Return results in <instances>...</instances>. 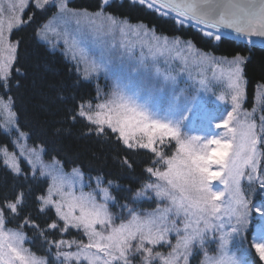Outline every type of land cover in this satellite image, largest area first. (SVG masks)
<instances>
[{"label":"snow or ice","instance_id":"obj_1","mask_svg":"<svg viewBox=\"0 0 264 264\" xmlns=\"http://www.w3.org/2000/svg\"><path fill=\"white\" fill-rule=\"evenodd\" d=\"M114 2L99 0L90 11L73 7L74 0H9L6 16L0 0V88L10 90L19 60L22 40H13L12 33L33 23L40 41L70 54L77 74L71 84L55 88L58 118L50 133L39 131L46 139L31 148L13 97L0 95V111L7 116L3 130L18 134L11 140L18 151L0 146L2 165L13 177L11 187L0 192V264H190L197 254L199 264H264V199L252 200L264 193V115L257 121L255 107L243 108L247 57L217 58L191 39L157 35L154 26L106 11ZM131 2L214 42L228 36L264 42V0ZM29 7L34 11L25 19ZM204 62L214 70L211 80L189 70ZM101 74L109 91L97 87L92 98L77 94L81 81ZM218 84L226 90L217 99L230 106L216 117L199 97ZM256 99L264 112V92ZM78 123L84 129L80 137L109 146L121 169L132 170V154L147 151L163 170L146 167L148 180L136 188L123 187L119 176L85 180L79 166L66 173L58 159L61 140L70 131L65 125ZM160 146L174 151L166 154ZM144 201L155 207H133ZM253 213L262 223L249 241ZM9 222L17 228H7ZM24 229L46 246L47 256L24 246ZM74 230L87 242L63 239Z\"/></svg>","mask_w":264,"mask_h":264},{"label":"trees","instance_id":"obj_2","mask_svg":"<svg viewBox=\"0 0 264 264\" xmlns=\"http://www.w3.org/2000/svg\"><path fill=\"white\" fill-rule=\"evenodd\" d=\"M99 0H75L73 7L88 8L96 10ZM33 8H29L24 18L33 12ZM107 11L114 12L118 16H123L134 22H144L149 26L163 34L170 36H181L191 39L195 44L208 52L218 55L233 57L237 53L247 57L244 64V75L247 80L246 85V109H252L256 102V93L259 85L264 84V46L249 45L241 40L222 37L221 41L214 42L209 38L202 36L198 29L191 26H177L171 18H163L155 14L146 6L138 3H132L131 0H115L113 7ZM38 18H39V14ZM50 15V13H49ZM35 24L24 26L19 31H14L13 40L21 39L22 44L19 51V60L16 63L12 78L10 80V90L5 92L0 88V95L12 96L14 101V111L18 114V124L23 132L30 133L29 143L36 146L43 142L46 137L38 135L40 130L50 133L53 127V121L58 117L54 116L60 107V102L55 99V88L62 84H71L77 80V74L73 64L59 52H53L48 45L39 41L34 35ZM15 68H20L23 75L18 74ZM19 82V86H17ZM78 95L85 98H92L96 94V87L90 81H81L77 92ZM70 131L61 140L62 151L58 156L62 165L66 170H71L79 166L86 177L105 175L108 179L121 177L118 182L123 187H139L148 180V174L144 171L146 167L156 166L152 164L154 157L147 151H141L138 154H132L135 164L132 170L121 169L117 162L113 159L116 152L112 151L107 145H100L92 139H82L80 137L83 131V125L78 123L75 125H65ZM12 136L5 134L0 123V145H7L13 148L11 143ZM53 155H55L53 153ZM46 160L50 161L51 156L45 155ZM25 170L28 169L27 164H23ZM13 183L11 173L5 168L0 169V192L10 188ZM46 186V185H45ZM113 192V195H116ZM121 203L124 201L121 200ZM137 209H152L155 207L153 201H144L133 205ZM119 212V208L114 209ZM8 227L17 228L16 222H9ZM28 237L27 244L33 252L41 256H47L46 246L34 235L30 229H24ZM254 233V225L250 228L249 239ZM60 239V236L50 237ZM83 239L77 231H72L63 239ZM72 250H75L73 246ZM160 250V249H158ZM161 250H167L161 248ZM53 251H55L53 249ZM254 254V250H253ZM255 255V254H254ZM51 260L52 258L49 257ZM258 262V257H255ZM53 264L55 262L53 261ZM199 264V260L195 263Z\"/></svg>","mask_w":264,"mask_h":264},{"label":"rangeland","instance_id":"obj_3","mask_svg":"<svg viewBox=\"0 0 264 264\" xmlns=\"http://www.w3.org/2000/svg\"><path fill=\"white\" fill-rule=\"evenodd\" d=\"M75 1V0H74ZM2 2H3V4H4V6H5V15L7 16V15H9V13L7 12V4H8V2H9V0H2ZM110 2H111V0H110ZM30 8V7H29ZM28 8V9H29ZM28 9L25 11V13H24V16H25V14H26V12L28 11ZM88 9V8H87ZM90 11H95V10H91V9H89ZM106 11H107V9H106ZM109 12V11H108ZM118 16V15H117ZM128 19V18H127ZM129 20V19H128ZM132 24H136V23H138V22H134V21H131V20H129ZM144 23V22H143ZM144 24H146V23H144ZM146 25H148V24H146ZM149 26V25H148ZM149 27H151V26H149ZM155 31H156V34L157 35H167V34H163V33H160V32H158L156 29H155ZM14 33V32H13ZM13 33H12V35H13ZM168 37H175V36H170V35H167ZM179 37H181V36H179ZM11 38L13 39V36H11ZM183 38V37H182ZM129 39H131V40H133L134 42L138 39L137 37H129ZM141 39H142V37H141ZM183 39H185V40H187L186 38H183ZM40 41V40H39ZM40 42H42V41H40ZM43 43V42H42ZM45 44V43H44ZM46 45H48V44H46ZM49 46V45H48ZM197 46V45H196ZM198 47V46H197ZM49 48L53 51V52H59V53H62L63 54V51L61 50V49H52L50 46H49ZM199 48V47H198ZM201 49V48H200ZM203 50V49H202ZM205 51V50H204ZM206 52H208V51H206ZM208 53H210L211 55H214L215 57H217V58H219V57H227V58H229V59H231L232 57H229V56H224V55H218V54H215V53H212V52H208ZM64 55V54H63ZM72 64H73V66L75 65V62L74 61H72V59H71V56H70V54L69 55H64ZM75 67V66H74ZM243 68H244V65H243ZM191 72H192V74H193V76H196L197 75V73H199L201 76H203L204 78H206V79H209V80H211L212 78H213V72H214V70H213V68H212V66H211V64L209 63V62H204L202 65H200V66H192V67H190V69H189ZM217 73L219 72V69H216L215 70ZM199 78V77H198ZM90 82H92V83H94V85H95V87H96V89H97V87H99L101 90H103L104 92H107V91H109V82L108 81H106V79L104 78V76L101 74L98 78H93L92 80H90ZM225 90H226V84H218V86H216V87H212L211 88V90L208 92V93H201L200 94V99H203V100H205L206 101V108L210 111V112H212L216 117H219L220 115H222V114H226V111L227 110H229V106H230V101H228V100H225V101H219L218 99H217V97L219 96V95H221V94H223L224 92H225ZM260 92H264V84H262V85H259V87H258V90H257V93H256V98H257V95L260 93ZM5 99H6V97H5ZM95 102V101H94ZM245 103H246V100H245V102L243 103V108L244 109H246L245 107H244V105H245ZM254 107L256 108V112L254 113V116L257 118V121L259 120V117L261 116V115H264V112H261V110H260V105H259V103H258V101H257V99H256V102H255V105H254ZM253 107V108H254ZM252 108V109H253ZM252 109H246V110H248V111H251ZM14 110V109H13ZM6 119H7V116H6V113H4V112H2V111H0V123H1V127H2V130L4 129V124H5V121H6ZM4 131V130H3ZM10 135L12 136V138L14 139V138H16L17 137V133L15 132V131H13V132H11L10 133ZM21 143L23 144L24 143V141H21ZM0 146H4V145H0ZM8 147V150L10 151V152H12V151H18L16 148H14V146H13V148L12 149H10L9 148V146H7ZM27 147H29V148H31V147H34V146H32L30 143H29V139L27 140ZM160 147H162V146H160ZM162 150L163 151H165L166 152V154H171V152L172 151H174V147H172L171 149H169V148H163L162 147ZM43 159H44V161L47 163V162H50V161H48V160H46L45 159V157L43 156ZM26 164V162L23 160V159H21V166L24 168V165L23 164ZM262 163H264V161H262ZM3 167V165H2V160H0V169ZM154 167H160L161 168V170H163V166L162 165H156V166H154ZM63 169H64V171L66 172V173H71V171H72V169L71 170H66L65 168H64V166H63ZM95 177V176H94ZM88 179V177H86V175H85V180H87ZM153 180H154V178H153ZM245 185H246V182H243ZM93 187H95V185L93 184L92 185ZM90 189L89 188H87V187H85L84 188V191L85 192H87V191H89ZM262 199H264V193H256V194H254L253 196H252V200H253V202L254 203H259ZM148 210H151V209H148ZM261 221H260V219H259V217L255 214V213H253V215H252V217L250 218V221H249V229L252 227V225H254V233L256 232V230L260 227V225H261ZM7 228H10V229H15V228H11V227H8V226H6ZM253 233V234H254ZM252 234V235H253ZM252 235H251V239H252ZM64 239H66V238H64ZM66 240H69V239H66ZM248 240L249 241H251L250 239H249V234H248ZM27 241H28V239L25 241V247L26 248H29L30 250H31V248L29 247V245L27 244ZM210 247H212L211 245H210ZM32 251V250H31ZM72 251H75V250H72ZM159 251H163V252H167V250H159ZM33 252V251H32ZM35 253V252H34ZM36 255H38V254H36ZM38 256H41V255H38ZM200 259V256H199V254H197L196 256H194V257H192L191 258V260H190V264H195L198 260ZM133 264H139V260H136V261H134L133 262Z\"/></svg>","mask_w":264,"mask_h":264},{"label":"water","instance_id":"obj_4","mask_svg":"<svg viewBox=\"0 0 264 264\" xmlns=\"http://www.w3.org/2000/svg\"><path fill=\"white\" fill-rule=\"evenodd\" d=\"M229 37L235 38L234 36H229ZM253 39L255 40V43L254 44H251V45H264V42H262V39L261 38L254 37ZM241 41L246 42L244 40H241Z\"/></svg>","mask_w":264,"mask_h":264}]
</instances>
